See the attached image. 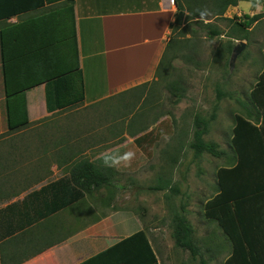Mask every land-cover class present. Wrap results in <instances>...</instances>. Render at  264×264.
I'll return each mask as SVG.
<instances>
[{"label": "rangeland", "instance_id": "obj_1", "mask_svg": "<svg viewBox=\"0 0 264 264\" xmlns=\"http://www.w3.org/2000/svg\"><path fill=\"white\" fill-rule=\"evenodd\" d=\"M184 6L181 21H176L178 10L173 23L177 27H171L170 33L181 39L184 46L176 48V55L168 58L171 65L166 63L168 60H162L157 79L138 86L133 90L135 95L127 94L123 103L117 104L121 100L119 94L98 104L53 113L24 130L38 136L45 131L47 137L48 148L45 144L41 152L36 143L37 157L33 156L34 161L29 163L35 177L40 176L34 177V187L68 173L81 158L96 160L104 155V164L115 171V184L89 195L67 213L73 217L76 211L82 213L83 225L79 229L91 227L98 234L126 235L145 228L161 264H205L204 256L210 255L206 250L209 244L217 247L219 255L228 253L230 244H226L228 241L221 228L203 216L205 202L217 192V169L227 165L228 160L209 152L195 157L190 146L194 118L199 114L209 119L205 140L215 141L220 150H226L233 134L235 115L246 113L244 104L264 67V15L251 24L247 39L238 38L240 32L235 28L238 18L264 13V0L255 6L250 1H240L237 6L228 8L225 17L205 19L206 24L221 31L213 37L208 28L189 17L186 1ZM242 42L244 48L231 66L234 50L230 53L229 47L241 46ZM168 53L171 55L170 51ZM173 80H179L185 88L179 101L167 87ZM218 89L226 95L218 102L216 117L211 119ZM157 126L165 133L148 151L135 144L136 136ZM61 136L68 138L69 151L64 155L58 154L61 149L57 143ZM23 159L19 154V170L28 169ZM166 182H169L167 188H151ZM175 186L178 192L172 189ZM178 212L186 214L194 223L202 258L193 257L191 251L175 244L172 221ZM60 222V218H51L35 227L37 246L51 239L58 240ZM116 240L112 238L108 242Z\"/></svg>", "mask_w": 264, "mask_h": 264}, {"label": "trees", "instance_id": "obj_2", "mask_svg": "<svg viewBox=\"0 0 264 264\" xmlns=\"http://www.w3.org/2000/svg\"><path fill=\"white\" fill-rule=\"evenodd\" d=\"M184 1L188 4L189 17L197 19L204 28H208L212 37L221 31L212 24H206L205 19L225 17L228 8L237 6L240 1H250L253 6L263 2L175 0L180 11L177 22L181 21L184 13ZM48 4L51 6L44 11L17 23L7 24L0 30L9 131L22 129L30 123L27 91L38 85L45 84L46 107L49 112L80 105L86 97L74 0H31L27 5L17 6L13 12L43 9ZM263 15L264 13H260L238 18L235 28L240 33L237 37L247 39L251 24ZM6 18L8 17L0 16V20ZM171 27L176 29L177 24H172ZM182 46L184 43L181 39L170 36L163 60H168L166 63L171 65L168 58H173L176 48ZM234 48L231 45L229 52ZM188 57L192 58L191 55ZM180 77L182 78L181 75ZM167 87L179 101L185 90L179 80L168 82ZM217 91V102L211 119L216 117L218 102L226 95L219 89ZM244 105L246 113L235 115L233 136L229 144V148L235 153V159L232 160L228 154V164L217 169V192L205 202L204 217L215 221L230 242L231 254L225 264H264V67ZM260 121L262 124L258 125ZM209 122V119L199 114L194 118L193 141L190 146L197 158L205 152L214 156L227 153L228 149L220 150L217 142L205 140ZM164 133L165 130L157 126L136 136L134 142L148 151ZM104 163L102 159L81 158L73 163L68 175L51 181L40 189H34L23 199L0 208V264H20L40 251H36V246L25 241L30 240L27 237L30 227L79 202L86 195L114 185L115 171L112 166ZM167 187L169 182L151 188ZM172 189L179 191L176 186ZM172 222L175 244L191 251L193 257L200 255L202 258L203 251L196 227L187 215L175 213ZM206 250L209 251V248ZM96 261L97 264H159L145 228L121 238L81 264H94ZM203 262L207 263L205 260Z\"/></svg>", "mask_w": 264, "mask_h": 264}, {"label": "crops", "instance_id": "obj_3", "mask_svg": "<svg viewBox=\"0 0 264 264\" xmlns=\"http://www.w3.org/2000/svg\"><path fill=\"white\" fill-rule=\"evenodd\" d=\"M29 2L31 0H0L2 13L0 16L8 17L0 20V30L7 24L17 23L51 6L48 4L43 9L22 13L13 12V9L17 6L27 5ZM74 11L80 63L86 87V97L80 105L98 104L119 94H121V100L117 104L123 103L126 96L135 95L136 91L133 90L138 86L151 83L157 79L156 73L164 57L171 26L178 14L176 3L171 0H74ZM27 103L30 123L22 129L9 131L0 49V208L13 201L21 200L32 190L40 189L47 183L58 179L34 187V179L40 176L35 177V170L32 168V164L29 163L34 161L33 156L37 157V153H35L37 150L35 151L34 148L36 143V145H40L38 150L41 152L42 148L45 149V144L48 148V143L45 142L47 137H45V131L39 136L24 133L25 129L28 130L33 127L34 121L57 113L47 110L45 84L27 91ZM37 113H41V115H37ZM260 124H262V121L258 123V125ZM57 144L60 145L61 149L58 154L61 155L62 153L64 155L69 151L67 137L61 136L60 143ZM227 149V153L221 154V156L227 158L229 154V157L234 160V151L229 146ZM19 154L24 156L23 163H27L28 169L19 170L17 167ZM42 156H39L38 160ZM103 156L96 158V160L102 159ZM66 161H68V158ZM68 174L69 172L62 176ZM93 194L86 195L79 202L30 227L31 230L27 235L30 240L25 241L31 246H36V251H40L20 264H81L118 242L121 238L132 234L114 235L108 232L98 234L93 232L91 227H86L84 230L79 229L83 225L81 224L83 221L80 220L82 213L76 211L73 217L67 212ZM51 218H60L61 221L57 228V230L60 228L58 240L53 242V239H51L37 246L35 236H37L38 231L35 230V227L44 225ZM112 238H117V240L109 243L108 241ZM149 239L157 254L158 262L161 264L157 250L150 237ZM226 239L228 241L226 244H230L227 236ZM208 248L210 255L208 257L204 256V259L207 260L205 264H225L230 257L231 245L228 253L224 256L217 253L219 251L217 247H212L209 244ZM97 263L96 261L94 264Z\"/></svg>", "mask_w": 264, "mask_h": 264}, {"label": "water", "instance_id": "obj_4", "mask_svg": "<svg viewBox=\"0 0 264 264\" xmlns=\"http://www.w3.org/2000/svg\"><path fill=\"white\" fill-rule=\"evenodd\" d=\"M244 42H242L241 46H236L234 48V51H233V54H232V58H231V61H230V65L233 66L234 64V61L236 60L238 54L243 50L244 48Z\"/></svg>", "mask_w": 264, "mask_h": 264}, {"label": "built area", "instance_id": "obj_5", "mask_svg": "<svg viewBox=\"0 0 264 264\" xmlns=\"http://www.w3.org/2000/svg\"><path fill=\"white\" fill-rule=\"evenodd\" d=\"M173 3H175V0H171Z\"/></svg>", "mask_w": 264, "mask_h": 264}, {"label": "clouds", "instance_id": "obj_6", "mask_svg": "<svg viewBox=\"0 0 264 264\" xmlns=\"http://www.w3.org/2000/svg\"><path fill=\"white\" fill-rule=\"evenodd\" d=\"M131 155H132V154H131V153H129V157H131Z\"/></svg>", "mask_w": 264, "mask_h": 264}]
</instances>
